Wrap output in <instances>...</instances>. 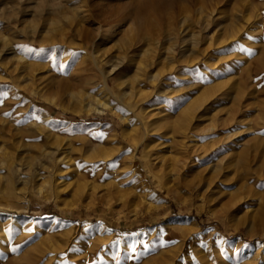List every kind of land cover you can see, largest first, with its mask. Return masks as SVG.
Wrapping results in <instances>:
<instances>
[{
  "label": "rangeland",
  "instance_id": "obj_1",
  "mask_svg": "<svg viewBox=\"0 0 264 264\" xmlns=\"http://www.w3.org/2000/svg\"><path fill=\"white\" fill-rule=\"evenodd\" d=\"M0 152V264H264V0H0Z\"/></svg>",
  "mask_w": 264,
  "mask_h": 264
},
{
  "label": "bare ground",
  "instance_id": "obj_2",
  "mask_svg": "<svg viewBox=\"0 0 264 264\" xmlns=\"http://www.w3.org/2000/svg\"><path fill=\"white\" fill-rule=\"evenodd\" d=\"M233 28H234V26H233ZM233 28H231V29L228 30L229 35L228 34L227 35L229 37L235 36V32L236 31H234ZM109 30L110 29L106 30L105 33H102L103 35H100L98 37V40L99 41L92 46V54L89 55L90 56V59L93 62V66H94L95 70L102 77V80H103V83H104L103 86H102V88H103V96L104 97L107 96V95H114L111 92V90L108 88L107 82H108L110 76H112L116 71H118L119 66H123V64L126 63V62H124L125 61L124 59H119V60L114 61V62H105L104 59L100 57V55L98 53V47H99L100 42H102V40H104V38H107L106 37V32L109 31ZM219 36H220V34H219ZM224 38H225V36H224ZM141 41H144V40L141 39ZM167 52H173V51H169L168 50ZM8 54H10L11 58L14 59V62L12 63V69H13V71L17 70L18 65H20L21 66V69H20V72L18 74L23 75L24 74V71L26 73V71L31 68V66L29 64H27L23 60V57L22 56H16L13 51H9ZM104 66H106V70H104L105 69ZM141 71H143V70L141 69ZM121 78H123V77H121V76L117 77V82H116V86H115L120 92L122 91L121 89L125 85V81H123V79H121ZM149 79H150V77L149 78L146 77V80L149 81ZM137 90H138L137 93H138V97H139L141 95V93H140L141 92V89L138 88ZM130 94L131 93L128 92V91H122L117 96L116 95H114V96L117 98V100H119L120 98L127 99L130 96ZM84 98L85 99L86 98L88 99L87 102L83 106L85 112H91V111H93V112H98V113H102V112H108V113H111V114H114L115 113L114 108L110 104H108L107 100L100 101V99H94V98H91L89 96H85ZM184 130H186V129H184ZM182 145L184 146V144H182ZM11 158L12 157H10L8 154H6V153H2L1 154V152H0V168H3L6 171V173H7V176L4 179V182H5V184H6V186L8 188H13V186L15 184V181H14L15 179H13V177L21 174V172H22V169L20 168L21 166L18 163L12 161L13 159H11ZM60 159H58V160H60ZM39 191H41V190H39Z\"/></svg>",
  "mask_w": 264,
  "mask_h": 264
},
{
  "label": "snow or ice",
  "instance_id": "obj_3",
  "mask_svg": "<svg viewBox=\"0 0 264 264\" xmlns=\"http://www.w3.org/2000/svg\"><path fill=\"white\" fill-rule=\"evenodd\" d=\"M261 187H264V185H261ZM14 250V249H13Z\"/></svg>",
  "mask_w": 264,
  "mask_h": 264
}]
</instances>
